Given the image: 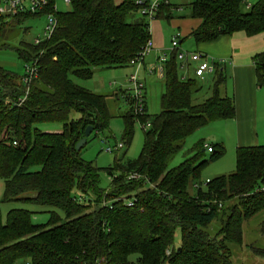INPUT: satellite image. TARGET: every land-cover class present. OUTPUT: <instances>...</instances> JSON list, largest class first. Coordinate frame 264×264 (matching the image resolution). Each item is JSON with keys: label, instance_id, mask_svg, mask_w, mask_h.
<instances>
[{"label": "trees", "instance_id": "16d2710c", "mask_svg": "<svg viewBox=\"0 0 264 264\" xmlns=\"http://www.w3.org/2000/svg\"><path fill=\"white\" fill-rule=\"evenodd\" d=\"M69 1L66 11L54 10L55 0H47L35 13L0 14V35L11 19L20 23L48 13L56 19L51 36L38 44L0 42V49H13L24 62L37 66L18 105L25 95L22 76L0 67L1 201L22 200L61 211L52 209L46 222L35 223L34 211L11 208L3 220L0 210V264H232L226 242L241 244L243 222L264 209V143L236 147L234 171L209 180L204 190L200 174L225 153L221 142H211L208 151L201 139L184 160L168 168L187 136L210 122L235 117L233 99L220 92L226 76L219 63L210 94L201 102H193V93L201 87L195 78H181L175 51L164 64L158 113L137 117L130 95L122 94L129 103L121 115L124 145L132 141L136 119L149 121L150 127L143 131L136 159L116 157L103 168L111 177L103 189L98 184L102 169L82 159L75 144L87 126L92 133L108 127V94L91 91L72 76L88 80L96 68L129 66L150 38V21L139 13L136 0ZM245 1L191 0L190 16L201 22L188 36L199 44L237 31L247 36L264 32V0L247 10ZM172 7L161 1L154 18L169 20ZM253 61L257 85L264 87V50ZM72 110L79 112L77 119H70ZM49 123L62 124L61 131L37 127ZM133 171L144 177L127 179ZM122 196H133V205L118 199ZM104 199L109 204L101 206ZM218 217L220 227L210 237L206 229ZM177 229L180 243L175 245ZM249 248L264 256V248L253 243Z\"/></svg>", "mask_w": 264, "mask_h": 264}, {"label": "rangeland", "instance_id": "374dc122", "mask_svg": "<svg viewBox=\"0 0 264 264\" xmlns=\"http://www.w3.org/2000/svg\"><path fill=\"white\" fill-rule=\"evenodd\" d=\"M119 0H116L118 2ZM153 1V0H149ZM172 5H180L181 9L172 7L171 14L172 17L169 20L164 18H151L149 19L152 24L154 20L157 19L162 24V32L165 37L166 45H170L171 39L173 36L177 35L179 32L180 38L184 39L181 44L180 50H185L192 52L194 50V40L191 37H187L186 31H184L180 25H176V21H179L181 18L193 19L197 21V18H192L190 16V2L191 0H169ZM250 3L255 2L256 0H248ZM247 1V3H248ZM55 8L59 11H66L70 9L68 4H65L64 0H55ZM140 14H136V17H139ZM127 20L133 21L132 16H128ZM48 22L47 15H36L31 16L30 18L17 23L14 19H11L2 28V33L0 35V42H8L11 45H17L20 42H29L33 43L34 39L37 37H43V30ZM198 22V21H197ZM264 35V32L260 33ZM245 34L241 31L235 32L232 36L234 44H242ZM262 37V36H261ZM264 46V43H263ZM264 49V48H263ZM149 55V54H148ZM244 58H247L244 56ZM211 61V59H209ZM25 63L20 59L15 50L13 49H0V67L8 69L17 75L23 76L25 73ZM182 62L179 61L178 69L180 74H183L185 69H181L179 64ZM196 63L191 62L188 69V77L195 78L197 81L196 87H201L193 93L192 100L194 103L201 102L204 100L211 91L212 85V75L213 73L205 74V80H200L194 74V68ZM186 72V71H185ZM130 75V68L128 66L119 67V68H96L92 78L88 80H80L74 76L72 79L83 86H86L97 93L108 94L107 105L110 109L112 117L109 119L108 127L103 131L93 132L87 138V142L81 146L79 156L87 161H91L95 166L101 168L99 172V187L107 189L110 185L111 177L103 170V168L110 166L113 163L114 158H122L123 160H134L140 153L142 144H143V129L140 123L135 120L133 125V138L129 146H124L123 148L113 151L105 152L103 151V145L101 144V138H106L111 145L115 142H121V133L123 128V121L121 115L129 109V105L126 102V98L121 95L112 96L116 91H122L121 93L132 94L130 92L131 84L128 80ZM226 84L231 85V76L226 73ZM139 76L143 83L144 87V101L147 108V114L154 115L160 111V96L164 91V80L158 78L154 74H144L140 71ZM210 76V77H209ZM225 84L221 85L220 92L224 94ZM260 93L256 95V101L258 100V105L256 107L257 121L256 132L257 135L252 141L260 145L264 143V104L259 106V99L261 100L264 96V87L260 88ZM119 93V92H118ZM228 95L232 97V94L228 92ZM80 116L79 112L72 110L70 113V119H77ZM233 119V118H232ZM215 124L208 123L205 126L195 130L184 140L182 148L169 160L168 168L176 166L179 164L188 154V150L192 147L194 143L203 139L204 145H210L218 136L228 138L227 134L228 129L216 128ZM37 127L41 130L48 132H60L62 129V124L60 123H49V124H39ZM257 140V141H256ZM208 155V152H205ZM236 163V154L234 150H231L229 147L227 151L218 159L212 161L208 166H206L201 174V189L206 188V180H212L216 176L226 175L234 171ZM4 182L0 179V210L3 220L5 219L6 213L11 208H24L31 211H34L32 220L35 223H44L48 220L50 211L53 209L61 213L60 210L51 206H41L33 203H29L22 200H11L8 202L2 200ZM191 192L192 188H190ZM32 192H29L27 195H31ZM230 205V202L226 203L227 207ZM264 209L257 212L250 219L243 222V242L237 244L235 242H226L230 250V259L232 264H264V256L256 255L250 248L249 244L253 243V246L264 248ZM220 227L219 217L215 218L213 222L208 226L206 231L210 237L216 236V231ZM180 243V232L179 229L175 231L174 244L178 245ZM136 255H131L130 259H134Z\"/></svg>", "mask_w": 264, "mask_h": 264}, {"label": "crops", "instance_id": "0c3cea01", "mask_svg": "<svg viewBox=\"0 0 264 264\" xmlns=\"http://www.w3.org/2000/svg\"><path fill=\"white\" fill-rule=\"evenodd\" d=\"M247 1L248 0L243 3L244 10H247L251 6V4L255 3L257 0L251 3L249 1L247 3ZM180 5L182 4H177L175 6L173 5V7L176 9H181ZM197 21H194L193 19L190 20L181 18L179 19V21H176V25H180V27L184 31H186L187 37H190L188 36L189 33L201 22L200 19H198ZM149 32L150 38L153 41V49L149 53V55L145 57L142 65L138 69V74L140 73V71H142L144 74H148V69L150 66H152L158 54H160L161 52H166L170 46L166 45L165 37L162 32V24L159 20L155 19L153 24L152 22H149ZM177 33L179 34V32ZM178 34V41L181 47L184 39H181ZM233 34L219 36L217 39L210 42H203L199 44H196L194 42L195 46L193 50L204 54L208 59H211L217 63L221 62L222 64L220 68L226 78H228L226 75L227 72L231 76V85L226 84L225 81L224 93L229 97L231 96L228 95V92L232 94L231 98L234 101L236 111L235 117L233 119L230 118L210 122L212 124H215L214 126H216V128L219 127L229 130L227 134L228 138L222 136L213 138L215 139L213 143L221 142L225 146L226 151L228 147L231 150L235 151L236 147L241 145L247 146L258 144V142L254 143V141H252L258 132V127L256 125V122H258L256 115L258 100L256 101L255 97L258 93H260L259 89L262 88L259 87L256 82L254 67L255 64L253 61V57L256 53L264 50V35L259 33L253 36H247L244 33L245 37L243 38V43L237 45L233 43ZM244 56H246L247 58H244ZM187 63L190 64L191 61H188ZM128 67L130 68V73L133 72L134 67ZM187 78L192 77L187 76ZM199 79L205 80L206 78ZM88 89L91 90L90 88ZM121 92L122 91H116L115 93L116 95H121L123 94ZM196 94H198V91L196 92ZM262 104H264V96L261 100L259 99V106ZM192 192L195 191L193 190Z\"/></svg>", "mask_w": 264, "mask_h": 264}, {"label": "built area", "instance_id": "2783aa9c", "mask_svg": "<svg viewBox=\"0 0 264 264\" xmlns=\"http://www.w3.org/2000/svg\"><path fill=\"white\" fill-rule=\"evenodd\" d=\"M161 1L168 2V0H153L146 3L145 0H136L135 3L140 6L138 10L139 13L143 16H146L148 19H151L154 17L155 13L157 12ZM64 2L65 4L69 5L70 1L64 0ZM46 4H47V0H0V14L16 15L19 12H24V11L35 13L40 11L42 8H44ZM53 9L56 10L55 4H53ZM46 15L48 22L46 23V26L43 30L44 36L35 38L33 41L34 44H38L44 39L49 38L56 27L55 17L51 13H48ZM152 49H153V41L151 40V38H149L146 41V43L140 48L137 54L128 61L129 66L134 67L133 72H131L130 75L128 76V80L131 84L130 92L132 94L129 95L132 99L131 102L132 110L133 113L137 115V117L145 114L147 111L146 104L144 101L145 83H143V81L141 80L138 74V69L142 65L145 57L148 56V54L152 51ZM173 51L176 52V58L178 63L179 61L183 62L182 64H179V67L181 69H185L186 71V72L184 71L183 74L181 75V78L183 79L187 78V71L189 69V64L187 63L188 61L196 63L194 68V74L196 77L199 78H203L205 74L213 73L216 69V65H218L217 62L213 60L209 61V59L204 54L198 51L189 52L185 50H180L178 36L175 35L171 39L169 49L166 52H161L160 54H158L152 66L149 67L148 72L150 74L156 75L158 78L163 79L165 61L169 58L170 53ZM218 63L221 66L222 63L221 62ZM36 75H37V66L35 62L33 61L26 62L25 73L22 76V82L25 85V95L18 98V100L16 101L17 105L21 104L25 99L28 93L29 83ZM140 125L144 131L150 127V122L146 121L143 124L140 123ZM100 142L103 145V151L105 152L117 151L125 146L123 141L115 142L113 145H111L106 138H101ZM205 146H207L208 151H212L211 146L209 145H205ZM143 177L144 176L137 171H133L127 174V179L129 180H138ZM208 181L209 180L207 179L206 183ZM199 186L200 185H198L197 183L194 184L195 188H198ZM118 199L123 200L125 204L128 206L133 205L135 201V198L133 196L129 198H125L124 196H122ZM78 200L81 201L82 198L79 197ZM100 204L101 206H105L109 204V201L104 199L101 201ZM17 264H30V262L28 260H24Z\"/></svg>", "mask_w": 264, "mask_h": 264}, {"label": "water", "instance_id": "95a60500", "mask_svg": "<svg viewBox=\"0 0 264 264\" xmlns=\"http://www.w3.org/2000/svg\"><path fill=\"white\" fill-rule=\"evenodd\" d=\"M93 129L91 126H87L84 130L83 136L75 144L76 150H80L81 146L85 144L87 138L92 133Z\"/></svg>", "mask_w": 264, "mask_h": 264}]
</instances>
